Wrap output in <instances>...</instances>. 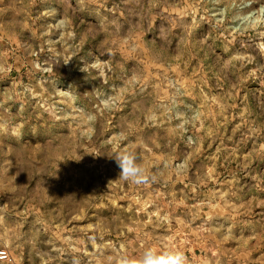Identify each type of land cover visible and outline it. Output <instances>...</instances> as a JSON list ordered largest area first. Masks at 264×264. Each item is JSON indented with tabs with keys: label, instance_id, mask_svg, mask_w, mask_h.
I'll return each mask as SVG.
<instances>
[{
	"label": "rangeland",
	"instance_id": "rangeland-1",
	"mask_svg": "<svg viewBox=\"0 0 264 264\" xmlns=\"http://www.w3.org/2000/svg\"><path fill=\"white\" fill-rule=\"evenodd\" d=\"M149 247L264 264V0H0V264Z\"/></svg>",
	"mask_w": 264,
	"mask_h": 264
},
{
	"label": "clouds",
	"instance_id": "clouds-1",
	"mask_svg": "<svg viewBox=\"0 0 264 264\" xmlns=\"http://www.w3.org/2000/svg\"><path fill=\"white\" fill-rule=\"evenodd\" d=\"M111 157L120 170L119 178L126 182L143 185L156 179L138 162L133 151H121ZM120 264H188V260L185 253L178 249L157 250L149 247L138 257L121 256Z\"/></svg>",
	"mask_w": 264,
	"mask_h": 264
},
{
	"label": "built area",
	"instance_id": "built-area-1",
	"mask_svg": "<svg viewBox=\"0 0 264 264\" xmlns=\"http://www.w3.org/2000/svg\"><path fill=\"white\" fill-rule=\"evenodd\" d=\"M10 260V254L7 249L0 248V261H9Z\"/></svg>",
	"mask_w": 264,
	"mask_h": 264
}]
</instances>
